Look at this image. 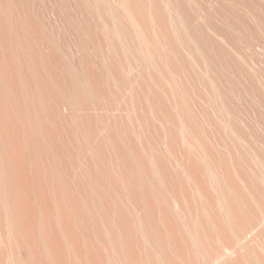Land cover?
I'll use <instances>...</instances> for the list:
<instances>
[{"label":"bare ground","instance_id":"obj_1","mask_svg":"<svg viewBox=\"0 0 264 264\" xmlns=\"http://www.w3.org/2000/svg\"><path fill=\"white\" fill-rule=\"evenodd\" d=\"M0 264H264V0H0Z\"/></svg>","mask_w":264,"mask_h":264}]
</instances>
